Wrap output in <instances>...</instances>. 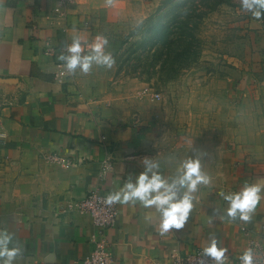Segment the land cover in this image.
Listing matches in <instances>:
<instances>
[{"label": "crops", "instance_id": "crops-1", "mask_svg": "<svg viewBox=\"0 0 264 264\" xmlns=\"http://www.w3.org/2000/svg\"><path fill=\"white\" fill-rule=\"evenodd\" d=\"M232 2L240 6V0ZM50 7L47 0H0V230L11 233L12 244L22 249L14 264H81L98 228L87 213L64 212L67 201L94 187L114 193L135 182L145 157L159 163L165 179L174 177L186 160L167 154L152 113L132 93L115 90L108 68L93 66L88 74L77 70L65 79L54 76L60 46L74 35L90 41L99 34L83 25L91 20L84 11L87 0H77L69 9L67 33L47 20ZM243 13L264 68V21ZM48 43L57 48L53 56L43 54ZM235 96L240 102L246 93ZM253 98L260 101L252 111L238 107L227 112L230 136L219 139L220 150L211 158L189 152L187 159H200L210 183L192 194L183 228L161 235L154 207L118 203L116 225L104 230L110 264H170V255L203 249L212 237L218 248L227 249L229 264L249 239L264 245V191L246 222L224 215L228 203L220 195L246 184L264 187V92ZM52 153L71 164L47 161ZM106 156L112 169L101 177Z\"/></svg>", "mask_w": 264, "mask_h": 264}, {"label": "rangeland", "instance_id": "rangeland-1", "mask_svg": "<svg viewBox=\"0 0 264 264\" xmlns=\"http://www.w3.org/2000/svg\"><path fill=\"white\" fill-rule=\"evenodd\" d=\"M160 2L116 0L114 6L107 7L104 0H87L84 11L90 15L91 31L108 40L106 50L115 61L108 72L116 79L115 90L132 93L133 100L152 113L167 154L187 159L191 152L211 158L220 150L219 139L230 136L227 112L238 107L252 111L260 101L253 94L264 92V68L252 48L256 36L243 22L245 14L238 2L223 3L206 15L195 31L198 54L178 56L169 77L157 72L159 64L147 72L138 68L136 76L124 59L130 44L142 37L140 24ZM143 86L160 92L161 98L140 97L137 93ZM240 91L246 96L236 102Z\"/></svg>", "mask_w": 264, "mask_h": 264}, {"label": "clouds", "instance_id": "clouds-1", "mask_svg": "<svg viewBox=\"0 0 264 264\" xmlns=\"http://www.w3.org/2000/svg\"><path fill=\"white\" fill-rule=\"evenodd\" d=\"M240 10L249 13L256 19L264 17V0H240ZM108 40L98 35L88 43L80 36L74 35L71 43L65 47L58 57L63 62L67 74L71 75L79 70L88 74L93 66L111 68L114 61L111 52L106 50ZM88 51L85 52L84 49ZM144 171L136 176L135 182L128 181L123 187L105 197V204L115 203L135 204L137 201L145 207H154L159 214V233L161 235L175 229L183 228L188 221L193 207V193L199 185H207L210 178L201 171L199 158L182 161L177 168V174L165 179L159 173V163L151 158L142 160ZM155 169V170H154ZM264 191L259 183L246 184L240 191L229 194L221 193L228 203L224 215L230 219L239 218L249 221ZM13 235L6 230H0V264H14L21 254V247L12 244ZM10 245H12L10 247ZM227 249L218 248L215 237L210 239L207 247L203 248V255L212 259L213 264H225ZM254 253L251 248L245 250L239 257L240 264H254Z\"/></svg>", "mask_w": 264, "mask_h": 264}, {"label": "built area", "instance_id": "built-area-1", "mask_svg": "<svg viewBox=\"0 0 264 264\" xmlns=\"http://www.w3.org/2000/svg\"><path fill=\"white\" fill-rule=\"evenodd\" d=\"M51 3L50 11H46V18L51 25L57 26L62 32L67 33L70 28L69 23V9L77 3V0H47ZM116 0H104V5L111 7L115 5ZM83 25L89 28V21L85 20ZM94 40V39H93ZM93 40L87 41L91 43ZM83 42V41H82ZM70 43L64 44L59 49L48 43L43 50L46 56H53L56 49L63 53L65 47ZM84 51H88L87 48ZM54 76L57 79H65L69 76L63 66L62 61H57L53 70ZM140 97H146L149 100H159L161 98L160 92L148 87L143 86L137 93ZM46 160L66 166L71 162L65 157L57 153L46 155ZM112 169V159L106 156L101 161L100 176L104 177ZM105 191H101L98 187L90 189L82 198L73 199L66 202L63 211H77L80 213H87L90 215L93 224L98 228L97 234L93 237L92 250L81 260V264H110L112 262L111 253L108 248V240L104 230L113 227L117 223L118 218V203L107 205L104 200L107 195ZM251 248L254 253V264H264V245L255 238L248 240L246 249ZM244 250V251H245ZM226 261L228 259L227 255ZM240 257V256H239ZM239 257L236 261L229 264H240ZM170 264H213L212 259L203 255V249L186 253L184 255L172 254L170 255Z\"/></svg>", "mask_w": 264, "mask_h": 264}, {"label": "trees", "instance_id": "trees-1", "mask_svg": "<svg viewBox=\"0 0 264 264\" xmlns=\"http://www.w3.org/2000/svg\"><path fill=\"white\" fill-rule=\"evenodd\" d=\"M223 3L233 4L232 0H161L154 13L140 24L142 37L130 44L125 64L132 72L138 68L147 72L159 64L157 72L169 77L178 56L198 54L195 31L201 20Z\"/></svg>", "mask_w": 264, "mask_h": 264}]
</instances>
